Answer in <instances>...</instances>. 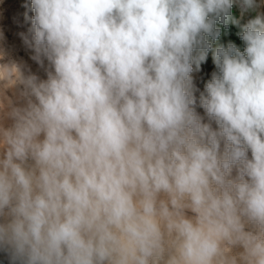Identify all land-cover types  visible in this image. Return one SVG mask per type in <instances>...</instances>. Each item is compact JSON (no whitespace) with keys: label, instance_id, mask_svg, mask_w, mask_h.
I'll use <instances>...</instances> for the list:
<instances>
[{"label":"clouds","instance_id":"obj_1","mask_svg":"<svg viewBox=\"0 0 264 264\" xmlns=\"http://www.w3.org/2000/svg\"><path fill=\"white\" fill-rule=\"evenodd\" d=\"M262 8L30 0L19 35L44 75L0 87L8 264H264ZM230 23L242 51L217 43Z\"/></svg>","mask_w":264,"mask_h":264},{"label":"rangeland","instance_id":"obj_2","mask_svg":"<svg viewBox=\"0 0 264 264\" xmlns=\"http://www.w3.org/2000/svg\"><path fill=\"white\" fill-rule=\"evenodd\" d=\"M261 10L264 11V8ZM231 11L232 16L239 20L241 25L250 18L249 14L241 15L237 3H234ZM26 14L28 17L32 15L30 0H0V81L5 77H15L18 74V68L25 73L30 71L42 77L44 75L43 70L31 60V52L26 49L19 35L22 32L27 33L30 27V20L26 19ZM217 27L221 29L218 44L227 45L232 42L241 51L243 50L244 44L238 35L241 31L240 27L231 23L227 29L220 24H217ZM215 70L212 52H209L207 60L200 65V69L192 73L194 86L203 91L205 83ZM196 95L198 96L199 92ZM197 111L204 115L202 108H197Z\"/></svg>","mask_w":264,"mask_h":264},{"label":"bare ground","instance_id":"obj_3","mask_svg":"<svg viewBox=\"0 0 264 264\" xmlns=\"http://www.w3.org/2000/svg\"><path fill=\"white\" fill-rule=\"evenodd\" d=\"M4 73H5V71H4ZM14 73H15V71H14ZM14 82H15L14 81V77H5V78H3L2 81H0V87H3L5 89L9 88L7 90V95L9 97H12L13 94H14V88H10V87H12V85L14 84ZM0 260H3V261H7L8 262L7 258L4 255H2V254H0Z\"/></svg>","mask_w":264,"mask_h":264},{"label":"water","instance_id":"obj_4","mask_svg":"<svg viewBox=\"0 0 264 264\" xmlns=\"http://www.w3.org/2000/svg\"><path fill=\"white\" fill-rule=\"evenodd\" d=\"M0 264H8L7 261L0 260Z\"/></svg>","mask_w":264,"mask_h":264}]
</instances>
